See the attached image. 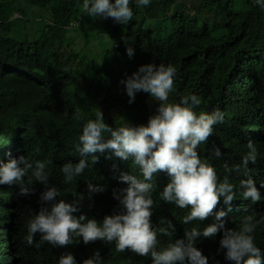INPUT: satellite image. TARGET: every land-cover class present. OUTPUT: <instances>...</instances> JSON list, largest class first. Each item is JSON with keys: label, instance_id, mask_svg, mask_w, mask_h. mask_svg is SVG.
I'll list each match as a JSON object with an SVG mask.
<instances>
[{"label": "clouds", "instance_id": "clouds-1", "mask_svg": "<svg viewBox=\"0 0 264 264\" xmlns=\"http://www.w3.org/2000/svg\"><path fill=\"white\" fill-rule=\"evenodd\" d=\"M151 1L83 0L82 10L127 24L130 4L145 11ZM14 3L0 9L11 14L4 22L17 18L37 31L48 20L41 6ZM254 4L264 9V0ZM96 27L102 28L97 21ZM66 41L55 50H72ZM112 42L86 74L95 79L90 91L96 98L82 102L98 108L69 103L36 118L58 113L55 138L50 128L32 135L28 125L11 124L0 113V264H21L25 235L29 246L63 249L57 264H104L103 258L126 264V254L140 264H264L256 241L264 233V103L253 100L264 94V62L242 59L224 69L223 80L251 92L241 96L227 82L219 87L210 74L218 69L197 54L177 84L174 65L142 62L135 70L128 58L107 53ZM126 51L135 55L132 47ZM128 64L132 73H123ZM102 68L110 77L117 73V81L103 77ZM6 69L29 76L17 66ZM141 91L149 94L147 117L112 122L103 100L116 95L120 105L128 98L133 103ZM225 95L237 102L229 104ZM159 197L178 216L166 214L156 224ZM100 244L108 255L89 250ZM79 253L91 257L79 259Z\"/></svg>", "mask_w": 264, "mask_h": 264}, {"label": "trees", "instance_id": "trees-1", "mask_svg": "<svg viewBox=\"0 0 264 264\" xmlns=\"http://www.w3.org/2000/svg\"><path fill=\"white\" fill-rule=\"evenodd\" d=\"M11 1L15 2L12 7L19 8L22 0H0V9ZM25 1L41 6L48 20L39 30L31 31L27 30L25 24L20 25L17 18L4 22L11 14L0 11V19L3 20L0 23V113L11 124L28 125V132L32 135L50 128V136L56 137L60 131L58 113L55 119L35 121L45 113L50 115V112L57 111L59 107L71 103L94 111L98 108V103L88 105L82 102L96 98L90 91V82H95V79L91 81L86 74L95 67L97 54L106 53V41L110 38L113 42L107 53H113L119 59L128 58L135 64V70L142 62L172 64L176 68L174 79L177 84L181 72L188 68L197 54L218 69L210 74L217 78L219 87L227 82V89L232 93L239 92L241 96H245L248 89L223 80L221 75L224 69L242 59L256 64L261 60L264 62V9L254 4V0H152L145 11L132 3L130 7L134 15L127 24H117L111 18L87 16L82 10L83 0ZM74 20L81 21L77 28L70 27ZM96 21L101 25V30L97 29ZM72 33L76 39L84 38L82 33H91L94 39L67 54L56 51V46L64 44ZM128 47L135 50L132 58L127 55ZM138 56L144 59L139 61ZM6 66L20 67L29 76H16L8 72ZM132 67L128 64L122 68V72L126 70L130 74L133 70L130 72L127 69ZM77 68L79 76L74 75ZM99 73L110 78V83L118 79L117 73L110 77L103 68ZM148 95L141 91L133 103H129L128 98L122 105L118 103L121 98L116 95L105 98V111H112V122L120 117L135 122L144 120L149 110ZM229 97L225 95L224 99L234 105L237 101L229 100ZM253 100L264 103V94L253 97ZM138 108L142 111L140 117L135 114ZM155 197L152 196L153 199ZM153 208L157 209L156 217H153L156 224L166 214L173 218L174 214L178 216L173 206L167 205L160 197L154 201ZM24 238L19 253L21 264H57L58 253H65L63 249L60 251L45 245L40 248L29 246ZM256 241L257 246L264 250V233ZM97 249L104 256L109 253L102 244L89 248L90 251ZM78 255L79 259L91 257L86 253ZM122 257L126 264H140L132 254ZM110 260L103 258L104 264ZM221 263L228 264L225 260Z\"/></svg>", "mask_w": 264, "mask_h": 264}, {"label": "rangeland", "instance_id": "rangeland-1", "mask_svg": "<svg viewBox=\"0 0 264 264\" xmlns=\"http://www.w3.org/2000/svg\"><path fill=\"white\" fill-rule=\"evenodd\" d=\"M35 16H36V15H35ZM35 16H34V17H35ZM45 23H46V22H45ZM45 23H44V25H45ZM29 26H30V27H33L34 29H35L36 27H38V26H36L35 23H30ZM92 27H94V25H93ZM85 29H86V30H89V29L86 28V26H85ZM92 31H93V32H96V29H93ZM72 34H73V33H72ZM82 34H83L86 38L84 37V38H82V39H76L74 36L69 37L68 41H66V44H68V45L70 46V49L73 50V47H74L75 49L82 48L81 46H82L85 42H90L91 40L94 39V37H93V35H92L91 33H82ZM74 41H75V43L73 44ZM72 44H73V46H72ZM63 49H64V51L69 50V48L66 47V46H64Z\"/></svg>", "mask_w": 264, "mask_h": 264}]
</instances>
